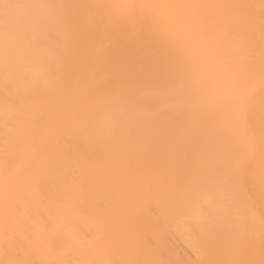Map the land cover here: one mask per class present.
Segmentation results:
<instances>
[{
  "label": "bare ground",
  "instance_id": "1",
  "mask_svg": "<svg viewBox=\"0 0 264 264\" xmlns=\"http://www.w3.org/2000/svg\"><path fill=\"white\" fill-rule=\"evenodd\" d=\"M0 264H264V0H0Z\"/></svg>",
  "mask_w": 264,
  "mask_h": 264
}]
</instances>
